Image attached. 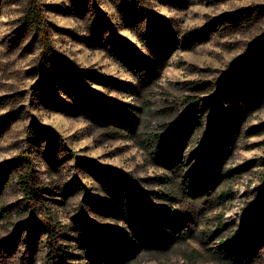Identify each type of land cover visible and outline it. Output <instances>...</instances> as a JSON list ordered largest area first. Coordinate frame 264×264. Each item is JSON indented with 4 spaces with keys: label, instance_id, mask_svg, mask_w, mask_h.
Here are the masks:
<instances>
[{
    "label": "rangeland",
    "instance_id": "374dc122",
    "mask_svg": "<svg viewBox=\"0 0 264 264\" xmlns=\"http://www.w3.org/2000/svg\"><path fill=\"white\" fill-rule=\"evenodd\" d=\"M30 2L0 0V249L25 252L35 264H46L47 241L17 182L27 164L45 186L41 196L61 224L60 241L70 264H104L101 229L113 247L111 264H223L212 256L218 238L247 240L264 233V73L240 94L243 117H231L239 129L226 164L232 173L211 180L204 163L196 158L192 164L196 187L210 186L217 197L222 191L228 195L210 211L194 215L197 230L186 232L184 241L173 242L161 255L137 226L112 215V200L124 186H132L148 204L166 206L154 196L170 193L179 175L153 156L140 135L111 139L83 117L68 115L61 103L71 101L61 95L51 105L35 99L36 85L51 72L39 59L38 36L20 21ZM33 2L42 11L51 45L74 69L85 71L80 78L91 84L88 89L112 99L128 116L145 110L139 92L156 102L152 108H159L160 120L153 122L161 124L156 132L179 113L187 82L217 80L264 36V0H145L161 20L166 45L158 79L143 91L135 75L140 76L139 66H146L149 54L137 7L112 0ZM95 77L99 84L91 83ZM225 104L232 107L227 99ZM12 109L23 115L9 117ZM75 184L99 207L87 204ZM167 222L168 237L176 226L174 220ZM219 225L224 231H218ZM254 264H264V248Z\"/></svg>",
    "mask_w": 264,
    "mask_h": 264
},
{
    "label": "trees",
    "instance_id": "16d2710c",
    "mask_svg": "<svg viewBox=\"0 0 264 264\" xmlns=\"http://www.w3.org/2000/svg\"><path fill=\"white\" fill-rule=\"evenodd\" d=\"M112 2L137 7L145 20L143 35L149 60L146 66H139L140 76L135 77L141 90L144 87L151 88L158 79L157 71L159 74L161 72V51L166 45L161 20L149 9L145 0ZM20 21L25 28L38 36L39 59L51 72V76L45 74L36 85L34 97L37 101L51 105L52 100L61 95L71 101L70 104L66 100L61 103L68 115L83 117L90 125L103 129V134L111 139L133 140L140 135L153 156L163 162L172 173L179 175V184L172 187L170 193L154 196L155 199H163L166 206L148 204L142 197V191L132 186H124L118 198L112 200L115 202L112 215L122 220L127 219L131 226H137L140 235L148 237L147 240L155 252L165 255L173 242L184 241L186 232L191 235L197 230L198 224L194 218L200 216L204 210L210 211L228 195L222 191L217 197L210 186L196 187V179L191 174L194 169L192 164L196 158L204 163L205 176L210 175L211 180L225 179L232 173L231 168L226 169V164L239 129L231 117H243L245 106H239L237 102L241 98L240 94L245 92L246 85L251 80L264 73V36L243 56L232 62L228 71L217 80L187 82L185 91L188 94L183 97L179 113L172 124L156 132L161 127V124L153 122L160 120L159 108H152L156 102H149L144 98L143 92H139L137 99L145 110L138 111L140 115L128 116L114 106L112 99L101 97L94 90L88 89L91 84H84L80 78L85 71L74 69L51 45L44 28V16L33 0ZM94 21H97V17H94ZM97 33L100 34L99 31ZM88 75L90 77L91 74L88 72ZM96 79L97 77L91 80V83L99 84ZM55 91L58 93L55 94ZM226 99L233 108H226ZM21 115V110L12 109L8 112L9 117ZM140 128H144L143 135L139 134ZM199 135L203 136L200 140ZM17 182L27 207L35 214L41 234L47 241L45 263L70 264L65 260L60 241L61 224L42 198L45 186L29 164L17 176ZM75 185L87 204L99 207L95 198L80 184ZM175 204H178V209L174 208ZM168 219L174 220L176 227L171 228V235L167 237L165 229L170 226ZM219 230L224 231V225H219ZM99 232L102 237V243L99 244L102 249L101 256L104 264H111L113 247L109 235L103 229ZM200 234L203 237L207 235L204 231ZM263 248L264 233L252 235L247 240H238L231 236L221 237L212 250V256L223 264H254L259 261ZM31 256L28 257L25 252L15 253L0 249V264H35Z\"/></svg>",
    "mask_w": 264,
    "mask_h": 264
}]
</instances>
